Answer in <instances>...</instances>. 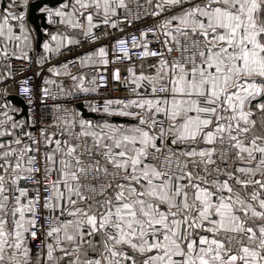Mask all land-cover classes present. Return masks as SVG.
<instances>
[{
    "label": "snow or ice",
    "instance_id": "snow-or-ice-1",
    "mask_svg": "<svg viewBox=\"0 0 264 264\" xmlns=\"http://www.w3.org/2000/svg\"><path fill=\"white\" fill-rule=\"evenodd\" d=\"M32 8L0 2V264H264V0H48L42 41Z\"/></svg>",
    "mask_w": 264,
    "mask_h": 264
},
{
    "label": "built area",
    "instance_id": "built-area-1",
    "mask_svg": "<svg viewBox=\"0 0 264 264\" xmlns=\"http://www.w3.org/2000/svg\"><path fill=\"white\" fill-rule=\"evenodd\" d=\"M33 1V0H32ZM141 27V24L140 22H134V25L133 26H127L125 25V30L124 32H120L119 30H115V29H112L110 31H112V37H109V38H105L103 41H101L102 43H108L109 40L113 39L114 37H120V36H123L125 33L127 32H133V33H136V30ZM103 30V28L101 29ZM138 35V33H137ZM130 39V38H129ZM86 47H89V45H85ZM83 49H80L78 47H74V51L75 52H81ZM109 50H110V56H111V46L109 45ZM132 51H137L135 49H133ZM36 54H39V50L37 51ZM35 55V54H34ZM57 59H62V57H58ZM127 61H124L123 62V65H127ZM19 65H20V62L16 61L14 62V70L17 72V75L14 79L16 80H19V79H22L25 75L27 76H32L33 75V72L36 70V66L34 65V63L32 65H30V67L28 69H26L24 72H19ZM118 66H121L122 67V71H123V66L122 65H118ZM46 67V66H45ZM73 71H75V69H73ZM43 74H47L46 72L43 73ZM41 81V77H34L33 80L29 81L30 84H39ZM107 90L105 89H102L101 90V93H102V97H103V94L106 92ZM9 93L10 95H14V96H17L19 98H21L23 100V98L21 96L18 95L19 93V87L18 85L16 84H13L12 81H9ZM111 95H123L124 92L123 90H121L119 93H110ZM101 97V98H102ZM24 102V100H23ZM25 105V110L27 109V105L24 103ZM87 111V110H86Z\"/></svg>",
    "mask_w": 264,
    "mask_h": 264
},
{
    "label": "water",
    "instance_id": "water-1",
    "mask_svg": "<svg viewBox=\"0 0 264 264\" xmlns=\"http://www.w3.org/2000/svg\"><path fill=\"white\" fill-rule=\"evenodd\" d=\"M43 2H48V0H33L32 3H33V8L31 9V15H32V18H33V21H34V24L35 26L39 27L40 28V39L42 37V29L43 27L47 26L46 25V22L42 20L41 18V14H39L36 9H35V5H41L42 6V3ZM13 103H16L18 105H20V107H24L25 108V105H24V102L21 98L17 97V96H14V95H10L9 97ZM85 112L86 109H85ZM23 115V114H21Z\"/></svg>",
    "mask_w": 264,
    "mask_h": 264
},
{
    "label": "crops",
    "instance_id": "crops-1",
    "mask_svg": "<svg viewBox=\"0 0 264 264\" xmlns=\"http://www.w3.org/2000/svg\"><path fill=\"white\" fill-rule=\"evenodd\" d=\"M0 2H2V0H0ZM45 38H46V36L44 35V33H43V29H42V37H41V41H42L43 39H45ZM14 104H16V103H14ZM16 105L20 107V105H18V104H16Z\"/></svg>",
    "mask_w": 264,
    "mask_h": 264
}]
</instances>
